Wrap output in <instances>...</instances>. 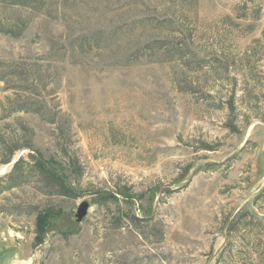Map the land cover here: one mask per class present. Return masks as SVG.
Here are the masks:
<instances>
[{
  "label": "rangeland",
  "instance_id": "obj_1",
  "mask_svg": "<svg viewBox=\"0 0 264 264\" xmlns=\"http://www.w3.org/2000/svg\"><path fill=\"white\" fill-rule=\"evenodd\" d=\"M0 132L68 191L29 149L0 166V264H242L264 239V0H0Z\"/></svg>",
  "mask_w": 264,
  "mask_h": 264
},
{
  "label": "trees",
  "instance_id": "obj_2",
  "mask_svg": "<svg viewBox=\"0 0 264 264\" xmlns=\"http://www.w3.org/2000/svg\"><path fill=\"white\" fill-rule=\"evenodd\" d=\"M231 105L233 106L232 101ZM19 111L36 112V109L24 107L23 105H16L10 109L8 115ZM22 128L23 130L28 131L26 126L22 125ZM23 138L14 136L12 138H6V136L1 135L0 132V166L12 162L18 150L29 149V156L36 160L34 163L35 168H37L42 176L48 180L47 183H55L61 190H63L61 191L62 194L68 195L63 174L50 165V162L43 156V153L32 147L30 140L26 139V137ZM23 161V157L19 158L15 162L14 169L18 168ZM9 174L10 173L0 176V178L6 177ZM240 258L242 264H246L244 263L246 260L253 261V264H258L259 261L264 262V239H262L260 235H257L253 240L249 241Z\"/></svg>",
  "mask_w": 264,
  "mask_h": 264
},
{
  "label": "water",
  "instance_id": "obj_3",
  "mask_svg": "<svg viewBox=\"0 0 264 264\" xmlns=\"http://www.w3.org/2000/svg\"><path fill=\"white\" fill-rule=\"evenodd\" d=\"M89 203L87 201H83L77 208L76 212V220L81 222L84 217L88 214Z\"/></svg>",
  "mask_w": 264,
  "mask_h": 264
},
{
  "label": "bare ground",
  "instance_id": "obj_4",
  "mask_svg": "<svg viewBox=\"0 0 264 264\" xmlns=\"http://www.w3.org/2000/svg\"><path fill=\"white\" fill-rule=\"evenodd\" d=\"M7 166L3 167L1 171H4L6 169Z\"/></svg>",
  "mask_w": 264,
  "mask_h": 264
}]
</instances>
